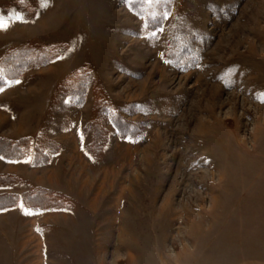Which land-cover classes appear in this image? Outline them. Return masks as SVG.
Segmentation results:
<instances>
[{
    "label": "rangeland",
    "instance_id": "obj_1",
    "mask_svg": "<svg viewBox=\"0 0 264 264\" xmlns=\"http://www.w3.org/2000/svg\"><path fill=\"white\" fill-rule=\"evenodd\" d=\"M0 13V56L57 49L0 90V135L61 146L42 166L0 157L23 180L0 193L71 200L0 211V264H264V0H0ZM73 78L83 105L61 98ZM107 102L142 131L106 119L96 159L85 127Z\"/></svg>",
    "mask_w": 264,
    "mask_h": 264
},
{
    "label": "trees",
    "instance_id": "obj_2",
    "mask_svg": "<svg viewBox=\"0 0 264 264\" xmlns=\"http://www.w3.org/2000/svg\"><path fill=\"white\" fill-rule=\"evenodd\" d=\"M21 49L17 51L13 49L9 52L10 54L5 53L0 56V90L14 81L23 79L30 62H35L38 65L45 64L51 55L57 54V49L46 45L36 47L35 55H33L32 48L29 50L21 47ZM30 51L31 58L24 59L25 54ZM69 82L66 86L64 84L65 89L60 92L61 98L63 97L64 100L66 97L69 98L68 101L65 100L64 104L68 106L83 105L87 87L86 80L83 78L77 82L76 78H73ZM56 96L58 95L56 94ZM96 112L95 118L85 127L86 129L84 128L85 131H91L92 138L87 149L92 157L98 159L100 156V150L97 148H101L104 144L105 138L102 136V128L106 129L104 125L106 119H111L112 124L117 128V132L125 138L137 139L141 135L142 127H139L135 122L126 121L119 115L116 108L111 107L109 102L103 103ZM60 147L59 142L48 137L45 131L41 132L35 139L30 135L18 137L0 135V157L7 161L30 159L33 165L42 166L51 161L52 156L59 151ZM22 181L19 175L0 173V188L14 187L22 184ZM70 201L69 196L59 191L34 185L24 192L5 191L0 193V211L15 207L19 203L34 211L63 209L69 207Z\"/></svg>",
    "mask_w": 264,
    "mask_h": 264
},
{
    "label": "snow or ice",
    "instance_id": "obj_3",
    "mask_svg": "<svg viewBox=\"0 0 264 264\" xmlns=\"http://www.w3.org/2000/svg\"><path fill=\"white\" fill-rule=\"evenodd\" d=\"M21 17H17V19H20ZM3 19H4V17H3V14L2 13H0V27H4V25H3ZM18 82V81H17ZM21 207H23V205H21Z\"/></svg>",
    "mask_w": 264,
    "mask_h": 264
}]
</instances>
